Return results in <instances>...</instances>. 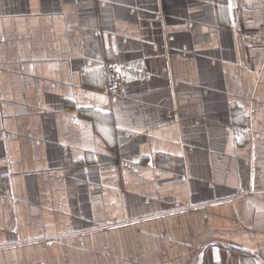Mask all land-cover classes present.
Wrapping results in <instances>:
<instances>
[{
	"label": "crops",
	"instance_id": "crops-1",
	"mask_svg": "<svg viewBox=\"0 0 264 264\" xmlns=\"http://www.w3.org/2000/svg\"><path fill=\"white\" fill-rule=\"evenodd\" d=\"M217 255L264 264V0H0V264Z\"/></svg>",
	"mask_w": 264,
	"mask_h": 264
},
{
	"label": "built area",
	"instance_id": "built-area-1",
	"mask_svg": "<svg viewBox=\"0 0 264 264\" xmlns=\"http://www.w3.org/2000/svg\"><path fill=\"white\" fill-rule=\"evenodd\" d=\"M117 67L108 66L106 69L107 82H108V93L113 98H120L123 95V87L121 85L120 80V70L117 71ZM138 164H142V162H138Z\"/></svg>",
	"mask_w": 264,
	"mask_h": 264
},
{
	"label": "snow or ice",
	"instance_id": "snow-or-ice-1",
	"mask_svg": "<svg viewBox=\"0 0 264 264\" xmlns=\"http://www.w3.org/2000/svg\"><path fill=\"white\" fill-rule=\"evenodd\" d=\"M117 71H119V69H117ZM101 99H103V98H101ZM216 259H217V264H219V256L218 255H217Z\"/></svg>",
	"mask_w": 264,
	"mask_h": 264
}]
</instances>
